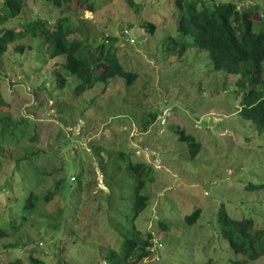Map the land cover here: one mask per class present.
Segmentation results:
<instances>
[{"label":"rangeland","instance_id":"374dc122","mask_svg":"<svg viewBox=\"0 0 264 264\" xmlns=\"http://www.w3.org/2000/svg\"><path fill=\"white\" fill-rule=\"evenodd\" d=\"M23 1L20 16L10 19L17 32L38 18L50 30L62 20L74 27L70 39L91 53L112 44L137 77L82 93L63 58H50L40 39L26 36L0 54V228L8 232L0 264H111L135 227L158 242L139 264L243 261L223 238L219 213L264 229V127L242 115L245 92L256 88L264 97V77L254 86L252 68L216 71L193 37L179 35L176 0H137L127 10L120 0H71L60 8ZM230 1L251 10L255 31L264 28V0L218 3ZM80 24L89 41L75 29ZM182 136L201 145L195 158ZM132 165H140L148 197L136 220ZM31 194L37 198L26 211ZM199 209V220L188 224ZM245 264H264V256Z\"/></svg>","mask_w":264,"mask_h":264},{"label":"trees","instance_id":"16d2710c","mask_svg":"<svg viewBox=\"0 0 264 264\" xmlns=\"http://www.w3.org/2000/svg\"><path fill=\"white\" fill-rule=\"evenodd\" d=\"M42 1L55 8H60L65 2L71 0ZM120 1L126 4L125 7L127 8L125 9L127 10L133 8L137 0ZM3 4L4 8L0 9V54L6 52L11 44L30 35L35 39L34 41L40 39V47L47 50L50 58H63L62 66L64 69L81 82L76 90L78 92H85L95 83L107 85L110 80L116 78L124 79L128 85L136 79L135 74L124 70L113 52L112 44L107 48L106 44L101 42L100 51L91 53L84 45L85 42L70 39L74 27L72 24H68V26L62 20H59L50 30V24L46 20L38 18L36 22L24 24V30L17 32L15 27L10 24V19L13 21L20 16L25 3L23 0H3ZM176 5L180 12V18L177 21L179 35L184 38L193 37L196 47L209 54L216 71L238 75L252 68L254 86L260 81L263 83L264 28L255 31L251 10H245L243 6L244 10L241 11V6L231 1L218 3V0H176ZM89 7L93 10V5ZM240 13L242 14V22H240L242 32L238 36L237 27L234 23L238 22ZM143 28L153 33L156 26L153 23H145ZM75 29L79 30V34L83 35L86 41L91 39L88 37V29L85 30L83 24L78 25ZM29 49L32 50L33 48L30 47ZM105 49L108 50L106 51L107 55L103 53ZM16 50L23 53L25 47H18ZM180 50L183 52L186 51V48L183 47ZM59 82L61 85L65 81L61 79ZM2 103L0 94V105ZM243 105L242 115L244 119L254 122L258 127H264V97L256 88L244 93ZM181 139L189 143L192 158H195L201 150V145L189 136H182ZM131 169L136 175L133 207L134 220H136L147 207L148 197L142 194L147 184L141 177L140 165H132ZM58 184L59 182H57ZM259 188L264 191V183ZM35 197L37 198L36 195L31 194L27 199L26 211L34 207L33 199ZM46 197L50 202L52 199L50 192ZM201 214L202 210H196L192 215L187 216L186 222L195 224ZM219 221L222 225L223 238L227 240L236 255L244 256L243 261L235 260L231 264H245L247 260L256 261L264 256V229H256L253 220L232 219L227 212L221 210ZM142 236L143 233L141 234L136 227L129 236L123 235V240L117 249L121 254L119 256L116 254L117 257L111 264H139L143 259L151 256L153 246H157L158 242H154V238L149 233L146 238ZM5 238H8V232L0 228V240ZM32 263L46 264L36 259H32ZM9 264H23V261L15 259Z\"/></svg>","mask_w":264,"mask_h":264}]
</instances>
